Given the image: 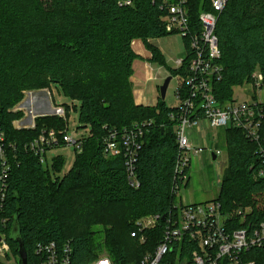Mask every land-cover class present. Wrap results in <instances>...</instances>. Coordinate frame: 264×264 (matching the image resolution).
Wrapping results in <instances>:
<instances>
[{
	"label": "trees",
	"instance_id": "obj_1",
	"mask_svg": "<svg viewBox=\"0 0 264 264\" xmlns=\"http://www.w3.org/2000/svg\"><path fill=\"white\" fill-rule=\"evenodd\" d=\"M176 0H0V147L10 166L5 214L11 218L10 235L19 227L31 264L38 242L71 243L73 264H89L106 252L113 264H141L159 243L161 225L145 232L142 244L136 220L174 211L175 167L179 147L174 129L179 108L159 98L155 107L138 105L131 78L140 40L152 57L167 66L152 41L170 32L164 21L166 2ZM130 2V4H126ZM189 34L186 58L180 69L166 68L172 78H187L190 39L202 31L200 15L214 13L211 0H188ZM222 79L212 84L222 104L233 102L234 90L251 82L256 71L264 75V0H229L218 14ZM59 88L71 101L63 105L66 119L39 116L34 128L18 129L22 113L11 109L25 91ZM182 83L176 95L186 97ZM78 115L81 150L70 171L60 177L66 159L43 164L26 144L44 130L64 131L71 112ZM142 129V148L134 163L139 188L131 186L125 151L105 155V140L112 131ZM228 167L217 201L230 211L252 209L248 224L264 221V128L256 142L239 129L225 130ZM61 147L64 144L60 145ZM262 149V150H261ZM103 228L104 238L96 239ZM18 256V243L10 240ZM247 262L264 264V250L249 251Z\"/></svg>",
	"mask_w": 264,
	"mask_h": 264
},
{
	"label": "built area",
	"instance_id": "obj_2",
	"mask_svg": "<svg viewBox=\"0 0 264 264\" xmlns=\"http://www.w3.org/2000/svg\"><path fill=\"white\" fill-rule=\"evenodd\" d=\"M187 1L176 0L171 4L166 2L168 12L164 18L168 32L181 33L186 38L189 34ZM228 1L211 0L215 12L201 13L202 31L190 39L192 53L186 66L190 75L184 79L182 76L177 77L178 87L185 83L188 89L183 99L180 100L178 94L175 96L179 101L180 113L177 117L171 116L172 120H177L174 132L179 147L173 187L176 199L180 191L188 185L192 157H200L205 152L202 146L192 143L193 130L202 127L205 123L213 129L226 130L233 127L242 130L247 137L256 142L262 137L264 101L254 94L252 103H239L234 100L224 105L213 91V82L221 80L223 72V68L218 63L221 51L215 28L218 14L224 10ZM185 58L176 59L174 69L183 67ZM250 80L251 82L246 84L250 90L264 91V75L260 71H256ZM33 122L28 128L35 129V121ZM135 127L136 130L110 132L105 140V155L121 156L122 151H125L131 186L139 188L140 183L135 178L134 163L142 148L138 140L142 139L143 132L141 127ZM81 142L82 139L77 140L73 137L67 127L64 131L44 130L37 139L26 144V148L36 155L41 163L47 164L48 153L62 148L61 144H64L63 147L70 146L80 151ZM214 153L218 163L223 152L216 150ZM8 173L10 166L5 151L0 147V264L13 262L9 232L11 218L5 214L9 189ZM259 176L264 177V170L259 172ZM222 207L217 200L205 204H187L181 199L169 215H149L137 220L135 223L137 231L132 233V237L139 236L142 244L147 242L144 233L157 229L162 222L159 243L153 252L144 256L141 264H255V262H247L245 257L251 249L264 250V221L257 225L248 224L252 214V209L249 207H238L230 211ZM73 252V247L68 242L63 244L38 242L33 249L31 264H73ZM18 257L19 260L13 264H23L21 257L19 255ZM89 264H113V262L104 255Z\"/></svg>",
	"mask_w": 264,
	"mask_h": 264
},
{
	"label": "rangeland",
	"instance_id": "obj_3",
	"mask_svg": "<svg viewBox=\"0 0 264 264\" xmlns=\"http://www.w3.org/2000/svg\"><path fill=\"white\" fill-rule=\"evenodd\" d=\"M134 42L136 44V41H133V43ZM133 43L132 47L134 51L135 49L138 50L139 48L133 46ZM152 44L160 49L162 55L165 58L167 66L165 67L158 62L148 61L147 63L149 67L151 66L153 68L154 73L152 76L153 78L150 79L148 83H146V87L144 89L143 105L151 108L157 106L159 104V98H161L159 89L163 85L165 80L160 79L159 77L161 71H164L163 68H174V61L176 59L185 58L187 54L185 38L181 33L170 32L169 35L164 38L153 40ZM137 61L138 65L141 60L139 59ZM131 82H133V77L131 78ZM178 82L179 79L177 77H174L169 85L165 99L167 107L176 108L179 106V101L177 97H175L176 90L179 85ZM254 94L258 99L260 98L262 101H264V91L254 92L249 89L248 85L238 87L234 90V98L239 103H252ZM23 95L24 97L20 101V103H17L11 109L13 113H22V118L14 123L15 126H19L20 128H28L30 122L33 121L31 119H33L37 114L36 112H45V114H48L50 110H53V114L50 115H57L59 117H62V119H66L67 114L65 109L63 108V105L72 104L71 101L63 94V92L55 86L40 91H25ZM34 96L45 97V105L42 107V110H36V108L35 110L33 109L34 106L31 105V101H33ZM36 118L37 116L35 117V119ZM79 126L78 115H76V113L72 111L68 116L69 133L77 140L89 137L88 131L77 129L79 128ZM197 130H199V128ZM204 132L206 137L204 138L203 135L199 144L203 146L205 152L201 154L200 157H192V166L189 168L188 173L189 185H187V187L180 191L176 199V204H179L181 199L185 200L187 204H205L218 199L220 196L224 171L228 167L229 162L226 132L224 129H213L209 126L206 127ZM216 150H221L223 152V156L222 158H220L218 163H214L212 160V153ZM59 155L64 156V158L66 159L65 169L60 175V177H62L73 167L76 160V151L74 147L68 146L55 149L52 152L48 153L47 164L49 168H51L52 159ZM95 230L99 232V235H97L96 239L101 240L102 238H104V233H100L103 231L102 227L97 226V228L95 227ZM101 252V256H104L106 254L104 250ZM12 258L13 262H11V264L19 260V257L14 254Z\"/></svg>",
	"mask_w": 264,
	"mask_h": 264
},
{
	"label": "crops",
	"instance_id": "obj_4",
	"mask_svg": "<svg viewBox=\"0 0 264 264\" xmlns=\"http://www.w3.org/2000/svg\"><path fill=\"white\" fill-rule=\"evenodd\" d=\"M138 45H139V47H138ZM134 46L139 48L138 50L135 49L136 54L143 58V60H141V62H139L138 65H137V62H138L137 60L134 63V70H135V74L133 76L134 96H135L136 103L138 105H143L144 89L146 87V83H148V81L153 78L152 76L154 73L153 68L151 66L149 67L147 65L148 60L152 57V55L145 48V45L140 40H137L136 44ZM163 69H164V71L163 72L161 71V73L159 75L160 79H166V77H168V74H169L165 68H163ZM44 99H45L44 96H41V97H35L34 96L33 101H31V105L34 106L33 109L35 110V108H36V110H42L43 109L42 107L45 105ZM52 111L53 110H50V112L48 114L47 113L45 114V112L44 113L36 112L37 114L35 115V117L36 116L37 117L47 116V115L53 114ZM31 120L34 121V119H31ZM33 121H31V122L29 121L30 124L28 125V127L33 123ZM207 126H208L207 124L203 123L202 127H200L199 130L195 129L191 132V141L194 145L201 146L199 143H200L201 137L203 135H204V138L206 137V135L204 134L205 133L204 131H205ZM16 128L21 129L22 127L20 128L19 126H16ZM213 162L216 163L217 159H216V161H213ZM188 185H189V183H188Z\"/></svg>",
	"mask_w": 264,
	"mask_h": 264
},
{
	"label": "water",
	"instance_id": "obj_5",
	"mask_svg": "<svg viewBox=\"0 0 264 264\" xmlns=\"http://www.w3.org/2000/svg\"><path fill=\"white\" fill-rule=\"evenodd\" d=\"M172 79L173 78L171 76H168L164 80L163 85L159 89L160 90V97L163 101H165V99H166L167 91H168V88H169V85H170ZM216 159H217V157H216L215 153L213 152L212 153V160L216 161ZM10 239L13 241H16L18 243V247L16 248V250H17L19 256L21 257L23 264H28V258H27L28 256H27V253H26V250L24 247V243L20 238V231H19L18 226L13 229V232L11 234Z\"/></svg>",
	"mask_w": 264,
	"mask_h": 264
},
{
	"label": "bare ground",
	"instance_id": "obj_6",
	"mask_svg": "<svg viewBox=\"0 0 264 264\" xmlns=\"http://www.w3.org/2000/svg\"><path fill=\"white\" fill-rule=\"evenodd\" d=\"M189 173V172H188Z\"/></svg>",
	"mask_w": 264,
	"mask_h": 264
}]
</instances>
